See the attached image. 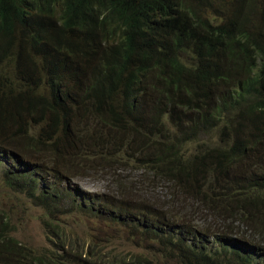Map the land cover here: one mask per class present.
Instances as JSON below:
<instances>
[{
  "label": "trees",
  "instance_id": "obj_1",
  "mask_svg": "<svg viewBox=\"0 0 264 264\" xmlns=\"http://www.w3.org/2000/svg\"><path fill=\"white\" fill-rule=\"evenodd\" d=\"M0 157L51 229L34 250L0 212V264L149 263L57 207L181 264H264V0H0Z\"/></svg>",
  "mask_w": 264,
  "mask_h": 264
},
{
  "label": "rangeland",
  "instance_id": "obj_2",
  "mask_svg": "<svg viewBox=\"0 0 264 264\" xmlns=\"http://www.w3.org/2000/svg\"><path fill=\"white\" fill-rule=\"evenodd\" d=\"M95 122V121H94ZM108 131H105L104 135ZM190 147V145H187ZM1 160V157H0ZM3 169L0 168V212L11 218L15 231L12 236L24 245H28L34 250L42 251L50 247V236L46 228V222L50 219L48 209L44 210L39 206L31 203L28 195L22 192H15L7 188L3 182ZM82 190L96 193L102 190L105 183L97 180H83ZM55 216L51 218V222L59 223L62 227H66L68 233H71L75 238H79L88 245L92 243V238L101 246L106 247V252H110L111 256H127L130 261L131 257L146 255L149 259L148 264H181L174 261L165 255L161 254L157 248L152 250L147 243H142L138 238L128 235L126 231L120 232V228L115 224H104L95 218L83 214L72 212L65 214L68 211L63 207H57L54 210ZM131 236V239L129 238ZM137 240V241H136ZM153 248L154 246L151 245ZM119 253V254H118ZM121 254V255H120Z\"/></svg>",
  "mask_w": 264,
  "mask_h": 264
}]
</instances>
